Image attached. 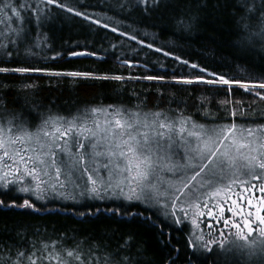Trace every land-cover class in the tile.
Returning a JSON list of instances; mask_svg holds the SVG:
<instances>
[{"label": "snow or ice", "instance_id": "6c2138e0", "mask_svg": "<svg viewBox=\"0 0 264 264\" xmlns=\"http://www.w3.org/2000/svg\"><path fill=\"white\" fill-rule=\"evenodd\" d=\"M42 5H54L61 11L100 24L68 0H0V24L4 25L0 30V55L12 58L10 48L18 47L31 35L28 23L33 18L37 27L54 19L51 8ZM129 5L140 8L145 15H162L169 0H134V4L132 0H125L119 7L125 9ZM200 7L196 5L197 10ZM213 7L229 11L237 33L233 43L240 51L255 50L264 54V0H218ZM197 18L189 12L188 19L183 16L176 19V27L188 31ZM101 27L107 28L108 24ZM111 31L117 29L113 27ZM129 38L135 40L136 36ZM146 46L153 47L152 44ZM34 47L39 48L40 42ZM155 51L162 49L155 48ZM26 53L36 54L31 48L26 49ZM68 54L73 57L96 55L94 51L75 50ZM164 55L171 53L164 52ZM174 59L198 69L199 73H206L209 78L204 75L177 78L173 70L171 82L223 89V97L216 100L218 111L225 113L223 117L209 113L211 96L197 98L196 111L204 117L203 121L185 114L186 101L179 102L184 105L180 108H172L169 101L166 109L158 105L146 109L145 97L131 108L101 103L78 109L70 116L49 110L48 115L37 113L38 122L33 124L22 111H8L4 93L14 86L0 82V193L15 192L25 196L22 203H17L15 198H11V202L0 199V208L39 211L35 201L45 200L51 192L53 198L71 199L74 203L80 202L77 195L88 200H122L126 203L105 211L132 223H157L152 216L131 210L137 205L154 210L153 215L171 217L175 225L183 223L176 215L177 208L184 217L191 210L195 218L210 217L222 225L217 230L222 237L220 240L212 237L211 223L207 224L210 230L207 240L192 233L195 239L188 244L195 251L210 254L213 252L210 245L215 244L225 256L240 257L241 264H264V108L254 107L257 101H264V76L249 77L245 81L209 71L179 56ZM120 64L129 65V61L121 60ZM0 74H43L99 82L165 80L163 75L126 78L117 74L25 66H0ZM37 87L28 83L18 90ZM236 90H243L252 100L246 104L237 99ZM36 107L31 111L36 112ZM69 186L76 190L75 194L67 191ZM31 197H35V201ZM76 214L99 218L102 213L97 206L94 211ZM191 223L200 228L196 219ZM224 229L235 230L229 233L232 239L226 238ZM15 235L16 243L0 241V264H151L144 243L137 240L133 231L103 233L99 239L77 238L66 233L54 240L28 238L20 231ZM170 264L177 262L170 259ZM187 264H192L191 258Z\"/></svg>", "mask_w": 264, "mask_h": 264}, {"label": "trees", "instance_id": "16d2710c", "mask_svg": "<svg viewBox=\"0 0 264 264\" xmlns=\"http://www.w3.org/2000/svg\"><path fill=\"white\" fill-rule=\"evenodd\" d=\"M68 2L80 11H86L92 20H99L100 24H93L82 17L61 11L54 5H42L41 7L51 8L55 14L54 19L37 27L33 18V21L28 23L31 35L18 47L10 48L13 52L11 59L0 55V66L90 71L97 75L117 74L126 78L163 75L165 80L99 82L73 77H48L43 74H0V82L14 86L4 93L8 111H22L33 124L38 122L37 113L48 115L49 110L70 116L78 109L101 103L131 108L145 97L146 109H154L157 105L160 109H166L169 101L172 108H180L184 105L179 102L186 101L185 114H192L194 119L203 121L204 117L196 111L197 98L211 96L209 113L223 117L225 113L218 111L216 103V100L224 95L222 88L171 82L173 70L177 78L193 75L209 78L206 73H199L198 69L181 64L174 56L226 77L246 81L249 77L258 79L264 76V54L255 50L240 51L233 43L237 36L233 18L228 10L213 7L218 0H169V6L163 10L162 15H145L140 8L131 5L122 9L119 4L125 0ZM132 3L134 4V0ZM197 4L201 5L198 10ZM189 12L198 18L192 22L188 31L178 30L176 19L181 16L188 19ZM105 23L108 27H101ZM113 27L117 29L116 32L111 31ZM3 29L4 25L0 24V30ZM121 32L125 35L121 36ZM133 35L136 36L135 40L129 38ZM38 41L40 47L36 48L34 45ZM147 44H152L153 47L150 49ZM28 48L36 54H27ZM155 48H161L162 51L156 52ZM70 50L94 51L96 55L73 57L68 54ZM164 52H170L171 55L165 56ZM57 53L61 55L57 56ZM53 56L57 58L51 59ZM125 59L129 61V65L121 66L120 61ZM28 83L38 87L35 90H18L20 86ZM158 92L163 95L158 96ZM216 93H219V96L215 95ZM234 94L246 104L252 100L243 90H236ZM33 106H37L36 112L31 111ZM254 107L264 108V101H257ZM11 198H15L17 203L22 202L19 196H13L11 192L7 195L0 193V199H5L6 202H11ZM125 203L122 200H94L74 204L73 201L57 202V199H52L43 204L35 201L39 211L0 208V241L16 243L17 231L24 232L28 238L39 237L44 240H54L63 233L68 236L75 235L77 238L88 236L90 239H99L103 233L111 235L113 231L118 234L133 231L137 240L144 243L146 256L150 258L151 264H170V259L176 260L177 264H187L189 258L192 259V264H241L240 257L232 254L225 256L218 247H212L213 252L210 254L195 251L188 244L190 236L185 222L175 225L171 217L165 219L162 214L153 215L154 210L145 209L143 205H137L131 210L152 216V219L157 221L156 225L151 222H125L126 218L112 216L110 212L105 211ZM97 206L102 213L99 218L80 217L76 214L94 211Z\"/></svg>", "mask_w": 264, "mask_h": 264}, {"label": "rangeland", "instance_id": "374dc122", "mask_svg": "<svg viewBox=\"0 0 264 264\" xmlns=\"http://www.w3.org/2000/svg\"><path fill=\"white\" fill-rule=\"evenodd\" d=\"M59 191H65L64 189H59ZM68 192H73L75 194L76 190H73L70 186L67 189ZM11 194L14 196H19L21 198V201H23V198H25L24 194H18L15 192H11ZM31 199L35 200V197H31ZM52 199H57V202H65V201H72L71 199H61V198H53V194L50 192L48 194V198H46L43 201H37L40 203H47L49 200ZM77 200L80 201L79 203H85V202H91L94 200H88L86 198L82 199L77 195ZM22 203V202H20ZM74 203V202H73ZM75 204V203H74ZM176 215L181 217V219L183 220V222L186 223L187 227H188V232H189V236H190V240H194L195 236L192 235V233H195L196 235L202 236L205 240H207L209 238V228L207 227V224L211 223L213 224V227L211 229V233H212V237L216 240H220L222 239V237L219 235V232L217 231L219 228L222 227V225L216 224L210 217H199V218H195L192 216V212L191 210H189L188 216L184 217L183 213H181L179 211V208L176 209ZM230 215V214H228ZM193 219L197 220V223H199L200 228L197 229L194 225H192L191 221ZM225 231V235L227 239H232L233 237L231 235H229V233L234 232V229H224ZM210 247H217V245L213 244L210 245Z\"/></svg>", "mask_w": 264, "mask_h": 264}]
</instances>
